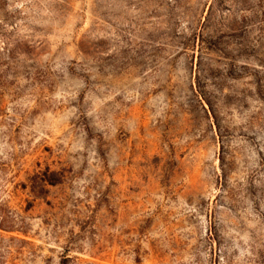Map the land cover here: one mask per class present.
I'll return each mask as SVG.
<instances>
[{"label": "rangeland", "instance_id": "rangeland-1", "mask_svg": "<svg viewBox=\"0 0 264 264\" xmlns=\"http://www.w3.org/2000/svg\"><path fill=\"white\" fill-rule=\"evenodd\" d=\"M0 264H264V0H0Z\"/></svg>", "mask_w": 264, "mask_h": 264}]
</instances>
